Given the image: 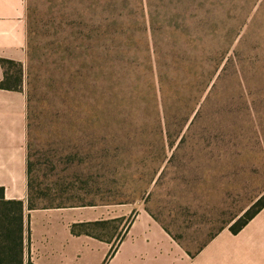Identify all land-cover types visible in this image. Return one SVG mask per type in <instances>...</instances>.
<instances>
[{"label": "rangeland", "instance_id": "1", "mask_svg": "<svg viewBox=\"0 0 264 264\" xmlns=\"http://www.w3.org/2000/svg\"><path fill=\"white\" fill-rule=\"evenodd\" d=\"M25 3L7 71L27 100V206L145 209L190 253L260 208L264 0Z\"/></svg>", "mask_w": 264, "mask_h": 264}, {"label": "crops", "instance_id": "2", "mask_svg": "<svg viewBox=\"0 0 264 264\" xmlns=\"http://www.w3.org/2000/svg\"><path fill=\"white\" fill-rule=\"evenodd\" d=\"M26 55L25 0H0V83L2 60L24 62ZM27 126L25 94L0 86V188L5 199L26 205L24 264H264V207L238 232L224 229L193 253L145 209H29ZM129 217L118 239L115 225Z\"/></svg>", "mask_w": 264, "mask_h": 264}, {"label": "trees", "instance_id": "3", "mask_svg": "<svg viewBox=\"0 0 264 264\" xmlns=\"http://www.w3.org/2000/svg\"><path fill=\"white\" fill-rule=\"evenodd\" d=\"M11 60H2V66L5 70V76L0 86L4 89L21 91L18 87L8 84L9 74L7 67L9 64H17ZM28 171L30 164L28 160ZM30 188V180H29ZM30 202V200H29ZM62 207V206H60ZM260 208L251 212L241 222V224L233 228L232 231L238 232L241 230L251 218L264 207V200ZM29 209H35L33 205L28 206ZM25 209L26 205L23 200H7L3 195V190L0 188V264H24L25 254Z\"/></svg>", "mask_w": 264, "mask_h": 264}]
</instances>
